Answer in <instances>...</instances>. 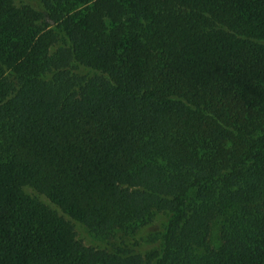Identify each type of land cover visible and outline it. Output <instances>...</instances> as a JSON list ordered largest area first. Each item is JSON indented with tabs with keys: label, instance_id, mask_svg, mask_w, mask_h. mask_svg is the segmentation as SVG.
<instances>
[{
	"label": "trees",
	"instance_id": "16d2710c",
	"mask_svg": "<svg viewBox=\"0 0 264 264\" xmlns=\"http://www.w3.org/2000/svg\"><path fill=\"white\" fill-rule=\"evenodd\" d=\"M0 264H264V0H0Z\"/></svg>",
	"mask_w": 264,
	"mask_h": 264
},
{
	"label": "rangeland",
	"instance_id": "374dc122",
	"mask_svg": "<svg viewBox=\"0 0 264 264\" xmlns=\"http://www.w3.org/2000/svg\"><path fill=\"white\" fill-rule=\"evenodd\" d=\"M159 227V226H158ZM156 227L155 229H157ZM79 237L84 240V242L88 245L95 246V247H102L98 242H96L92 237H90L88 234L85 233L83 229L78 230ZM210 243L213 247H216L220 245L221 240H220V231H219V225L214 224L212 226V232H211V238H210Z\"/></svg>",
	"mask_w": 264,
	"mask_h": 264
}]
</instances>
